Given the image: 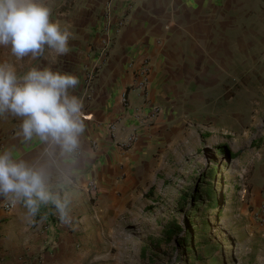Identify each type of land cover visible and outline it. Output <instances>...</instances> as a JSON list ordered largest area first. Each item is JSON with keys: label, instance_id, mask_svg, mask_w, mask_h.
Returning a JSON list of instances; mask_svg holds the SVG:
<instances>
[{"label": "crops", "instance_id": "obj_1", "mask_svg": "<svg viewBox=\"0 0 264 264\" xmlns=\"http://www.w3.org/2000/svg\"><path fill=\"white\" fill-rule=\"evenodd\" d=\"M43 2L51 10L50 19L73 34L69 54L57 57L46 48L38 58L18 60L8 53L6 63L14 66L18 78L32 67L78 78L79 86L69 89V94L83 100L87 115L79 136L80 153H61L58 146L35 135L25 140L23 117L9 111L0 112V152L7 150L14 160L43 165L48 190L67 203L72 223L56 222L52 200L40 203L34 216L23 200L7 210L0 208V264H58L81 249L88 250L95 241L94 219L107 217L116 206H126L139 196L137 188L158 165L156 156L171 140H184L185 117L213 106L220 84L233 86L241 75H247L252 82L258 80L264 94V0ZM106 5L111 22L121 15L124 22L117 30L110 28L112 37L104 54L100 15ZM143 58L149 63L147 98L161 110L148 134L127 150H119L106 138L104 126L124 115L120 124L129 122L130 110L125 111L120 102L123 89L132 111H146L140 90L129 87ZM88 66L98 69L86 95L82 77ZM236 92L232 88L231 97ZM237 109L233 115H238ZM89 138L96 140L95 147H89ZM261 154L264 144L255 152L257 157ZM261 176L264 187V167ZM90 178L96 184L94 195L86 190ZM93 206H104L105 211L97 216Z\"/></svg>", "mask_w": 264, "mask_h": 264}, {"label": "rangeland", "instance_id": "obj_2", "mask_svg": "<svg viewBox=\"0 0 264 264\" xmlns=\"http://www.w3.org/2000/svg\"><path fill=\"white\" fill-rule=\"evenodd\" d=\"M8 53L0 45V63H8ZM260 86L247 75L233 86L220 84L213 106L185 117L184 140H171L163 156L160 150L152 177L137 188L139 196L94 219L90 248L58 264H264V155H255L264 144ZM202 182L214 192L208 209ZM93 208L97 216L105 211ZM170 221L180 226L176 235L151 241ZM185 231L192 249L179 243ZM98 255L106 259L95 260Z\"/></svg>", "mask_w": 264, "mask_h": 264}, {"label": "clouds", "instance_id": "obj_3", "mask_svg": "<svg viewBox=\"0 0 264 264\" xmlns=\"http://www.w3.org/2000/svg\"><path fill=\"white\" fill-rule=\"evenodd\" d=\"M51 10L43 0H0V45L10 46L21 60L35 59L49 49L55 56L69 54L73 34L50 19ZM79 86L76 76L49 68H30L18 78L14 66L0 63V112L23 117L21 131L25 140L35 135L42 142L58 146L61 153L73 152L85 130L81 98L69 89ZM48 172L43 165L14 160L7 150L0 152V196L14 206L23 200L30 215L40 203L52 200L63 224L72 220L66 202L48 190ZM95 260L106 259L98 255Z\"/></svg>", "mask_w": 264, "mask_h": 264}, {"label": "built area", "instance_id": "obj_4", "mask_svg": "<svg viewBox=\"0 0 264 264\" xmlns=\"http://www.w3.org/2000/svg\"><path fill=\"white\" fill-rule=\"evenodd\" d=\"M100 19H101L100 31L102 33L101 51L105 54L112 37L110 33V28L114 27L116 30L119 29V27L124 22V18L123 15H121L118 16V18L112 20L111 22L109 7L108 5H106L101 11ZM97 69H98L97 66H88L83 68L82 82L86 95H88L89 91H91V85L96 77ZM148 71H149L148 60L147 58H143L140 61L138 67L135 69L134 77L129 84L130 88H137L140 90L143 98V104L146 107V111L139 112L136 108H133L132 111L129 102L127 100L126 89H123L119 94L120 102L124 107L125 111L130 110V112L129 111L127 112L129 117V122L127 124H122V125L120 124L121 118L124 117L125 116L124 115L121 116L117 121H112L110 123L105 124L104 126V130H105L104 132L106 138L109 140V142L113 147L119 150H127L133 144H135L142 135L148 134L152 128V125L157 115L161 110V107L159 105L150 103L149 99L147 98ZM88 144L89 147L93 148L96 145V140L94 138H89ZM79 153H80V148L78 146L73 152L67 154H69L70 156H76ZM86 190L91 195L95 194L96 184L92 178L87 180ZM11 205L12 204L10 203L9 199H3V198L0 199V208L7 210L11 207ZM59 215L60 213L58 209L55 208L53 210V216L56 222L60 223L61 221L59 219Z\"/></svg>", "mask_w": 264, "mask_h": 264}, {"label": "trees", "instance_id": "obj_5", "mask_svg": "<svg viewBox=\"0 0 264 264\" xmlns=\"http://www.w3.org/2000/svg\"><path fill=\"white\" fill-rule=\"evenodd\" d=\"M222 147L227 151L226 145H222ZM236 154L237 152L234 153V155ZM201 187H202V191L204 192L206 196V202L204 203V208L208 209L214 204V201H215L214 192H213V189L210 183L202 182ZM179 228H180L179 224H177L175 221H170L167 223L165 227H163V229L161 230V234L159 236L150 237V239L154 243H159L163 240L170 239L171 236L176 235V231H178ZM178 240H179V243L183 244V246L186 247V249H192L191 237L188 231H185L182 236H179ZM187 241L189 244H186ZM144 250H145V245L141 246L140 248L141 254L144 253ZM190 256L193 257V255H190Z\"/></svg>", "mask_w": 264, "mask_h": 264}, {"label": "water", "instance_id": "obj_6", "mask_svg": "<svg viewBox=\"0 0 264 264\" xmlns=\"http://www.w3.org/2000/svg\"><path fill=\"white\" fill-rule=\"evenodd\" d=\"M228 155V154H227Z\"/></svg>", "mask_w": 264, "mask_h": 264}]
</instances>
